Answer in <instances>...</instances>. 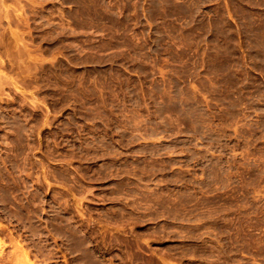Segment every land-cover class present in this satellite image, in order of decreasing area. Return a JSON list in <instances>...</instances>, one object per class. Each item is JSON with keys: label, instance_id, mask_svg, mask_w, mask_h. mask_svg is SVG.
<instances>
[{"label": "rangeland", "instance_id": "374dc122", "mask_svg": "<svg viewBox=\"0 0 264 264\" xmlns=\"http://www.w3.org/2000/svg\"><path fill=\"white\" fill-rule=\"evenodd\" d=\"M11 259L264 264V0H0Z\"/></svg>", "mask_w": 264, "mask_h": 264}, {"label": "bare ground", "instance_id": "6f19581e", "mask_svg": "<svg viewBox=\"0 0 264 264\" xmlns=\"http://www.w3.org/2000/svg\"><path fill=\"white\" fill-rule=\"evenodd\" d=\"M22 253L26 256V253L25 252L22 251ZM2 255H4V254L2 253ZM12 261H14V260L11 259V262ZM14 262H17V263H20V264H30L27 260H25V261L15 260Z\"/></svg>", "mask_w": 264, "mask_h": 264}]
</instances>
